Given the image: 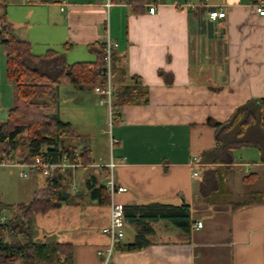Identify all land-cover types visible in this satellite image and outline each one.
Returning a JSON list of instances; mask_svg holds the SVG:
<instances>
[{
    "label": "crops",
    "instance_id": "crops-1",
    "mask_svg": "<svg viewBox=\"0 0 264 264\" xmlns=\"http://www.w3.org/2000/svg\"><path fill=\"white\" fill-rule=\"evenodd\" d=\"M14 1L7 6V18L13 34L31 43L34 55L54 50L64 52L70 64L92 63L96 56L88 47L102 43L109 34L116 44L114 55L128 72L125 83L138 77L149 89L148 104L120 106L113 123L112 137L118 141L112 149L114 177L117 185L127 189L116 194L113 203L123 207L153 201L187 204L192 226L203 222V228L191 229L189 235L167 223H157L151 246L138 252L117 248L112 264H264V164L260 151L244 147L234 152L236 163L225 180L230 195L235 193L234 185L241 191L245 188L246 175L253 180L247 193L255 195L254 202L237 209L228 202L211 205L200 198L202 168H194L201 153L215 147V129L209 120L224 123L251 99H264V16L257 12L253 0H205L206 5L196 9H180L175 3L202 0H161L153 4L157 7L154 14L148 6L134 11L130 5L114 4L107 9L99 0ZM212 10H222L226 17L212 21L208 17ZM6 64V49L0 43V122L8 119L14 104ZM66 85L59 87V103L52 111L73 125L78 142H86L78 149L89 147L92 163L101 165L79 169L70 180L65 179L62 183L67 192L73 193L87 187L93 176L105 185L109 157L97 162L92 141L77 131L78 126L69 120L71 109L63 107L88 108L92 99L86 102L85 94H95L93 88L86 91L72 85V89L63 87ZM75 94L78 98L72 100ZM84 123L91 136L95 124ZM26 154L21 144L12 159L24 161ZM22 179L28 181L21 192L23 203L47 188L50 181L39 173ZM111 213V205H97L87 197L37 214L38 239L72 245L74 264H103L98 252L109 246L104 230ZM131 227L130 237L126 238L124 230L119 246L134 242L136 229Z\"/></svg>",
    "mask_w": 264,
    "mask_h": 264
},
{
    "label": "trees",
    "instance_id": "trees-1",
    "mask_svg": "<svg viewBox=\"0 0 264 264\" xmlns=\"http://www.w3.org/2000/svg\"><path fill=\"white\" fill-rule=\"evenodd\" d=\"M29 3L53 4L60 0H28ZM161 0H112L114 4H127L134 11ZM9 0H0V43L7 53V78L14 87V104L6 122H0V161L12 159L21 144L27 154L22 162H32L36 157L58 161L64 157L74 158L79 140L71 123L65 122L52 111L59 103L58 89L69 84L80 89L94 88L106 82L102 75L105 65L106 45L97 42L88 47L96 56L92 63H68L64 52L54 50L36 56L31 43L18 39L13 34V25L7 18ZM69 46L66 45L65 52ZM116 74V78H115ZM163 75L162 72H160ZM112 75L115 88L113 122L117 119L118 108L123 105H146L150 94L142 80L130 77L120 59L112 53ZM116 80V81H115ZM115 82V83H114ZM215 129V147L201 153L197 159L202 168V180L198 194L205 202L214 205L228 202L233 209L254 202L252 197L242 202L229 201L230 192L226 185V174L236 163L234 152L244 147L257 148L264 164V99H251L238 107L228 121L217 123L208 121ZM79 159L83 163L93 162L89 147H83ZM71 172L59 174L57 180L50 178L49 185L34 193L28 203L6 205L0 203V264H74V251L70 244L41 242L35 225V216L84 199L81 197L64 199L67 186L62 182L72 178ZM251 175L243 180L250 181ZM88 198L97 205H111L112 199L105 185L91 177L87 183ZM12 214L7 216V212ZM5 217V220L2 218ZM125 224L136 229L132 243L118 247L120 252H138L152 245L155 224L167 223L189 235L192 228L190 206L174 205L153 201L124 207Z\"/></svg>",
    "mask_w": 264,
    "mask_h": 264
},
{
    "label": "built area",
    "instance_id": "built-area-1",
    "mask_svg": "<svg viewBox=\"0 0 264 264\" xmlns=\"http://www.w3.org/2000/svg\"><path fill=\"white\" fill-rule=\"evenodd\" d=\"M28 0H23L24 4H27ZM100 3L107 9H110L114 3L112 0H99ZM206 5L205 0L200 2H187L184 4L175 3V6L180 9H196L201 5ZM253 6L256 8L257 12L264 16V0H253ZM149 12L154 14L156 12L157 7L155 5H151L149 7ZM208 17L212 21H216L218 19H224L226 17V13L222 10H212L208 13ZM106 45V56H105V65L102 70V75L105 78L106 82L104 85H96L94 88V93L98 98L99 105L105 107L108 111L109 119H108V130H104L101 133L109 136L110 146H111V156L108 159V162L105 164L107 168L106 182L105 187L111 199L115 197L118 193L126 192L127 189L125 187L117 185L114 177V169L116 168V163L112 158V149L117 144V140L112 137V127H113V115H114V99H115V88L113 84V75H112V53L116 47V44L111 41L109 38V34H107L105 40L103 41ZM81 149H78L77 153L74 154V158L79 159L81 155ZM70 159L68 157H64L58 161H49L42 157H36L32 162H22L16 161L9 158H4L0 161V173L7 168H15L18 170L20 177L28 178L32 173H39L45 178H54L59 174H67L71 172L72 175L79 170L89 166H101L100 164H87L83 163L80 160ZM199 166L197 161L194 162V168ZM194 176L198 177L199 174L197 171H194ZM73 190H76V185L72 186ZM112 213L110 224L107 228H105L104 233L109 238V246L105 251H99L98 255L103 256V264H112V257L114 255L115 250L118 248L121 241L125 236V221H124V207L122 205L114 204L111 202ZM5 220V217L2 218ZM203 222H198L191 229H201L203 228Z\"/></svg>",
    "mask_w": 264,
    "mask_h": 264
},
{
    "label": "rangeland",
    "instance_id": "rangeland-1",
    "mask_svg": "<svg viewBox=\"0 0 264 264\" xmlns=\"http://www.w3.org/2000/svg\"><path fill=\"white\" fill-rule=\"evenodd\" d=\"M9 3H10V5H12V4L16 3V1L10 0ZM9 21H10V19H9ZM63 87H68V88L72 89L70 87V85H68V86L66 85ZM63 89H66V88H63ZM91 89H92L91 87L85 88L86 91H88V90L91 91ZM85 95H86V102L89 99V97L93 101V102L90 101L88 108L80 109V108L73 106L72 104H65L63 107H64V109L67 107H69L71 109L72 114H71V118L69 120H72L76 124V126H78L77 131L80 134L84 135L85 138H88V139H90V141H92V148H93L94 155L97 158V162H98V160L100 158H106L107 159V156L109 158L111 156V146H110L109 136L101 133L104 130H108L109 115H108L107 109L105 107L99 105L98 98L95 94L87 93ZM76 97L78 98L77 94L71 95L70 98L72 100H74ZM70 98H69V103L72 102ZM64 118H66V117H64ZM6 121H4V122H6ZM84 121L89 122V124H95L94 127L90 131V132H92L91 136L87 135L89 132L88 129L90 127L87 128L88 126H86ZM80 123L82 125H80ZM77 142H78V140L75 142V144ZM83 143H86V142H84V140H82L81 142H78L77 143L78 146H76V147L79 148L80 147L79 145H82ZM81 148H83V147H81ZM10 169H12V168H10ZM7 172H9V171H7ZM7 172L0 174V200H2L4 203H8L9 205L10 204L16 205L19 203L21 204L24 202L23 200H25V199L22 200L21 192L25 191V189L27 188L28 181L25 179H22V178L20 179L19 174L16 175V173H19L18 170H17V172H14L11 174L7 173ZM241 174L243 175L244 173H241ZM241 187H243V186H241ZM252 187H253V180L246 183V186H245V188L244 187L242 188V191L240 190V186H239V188H237V186L234 185L236 194L233 193L230 195L232 198V201L240 202V201L255 197V195H253L251 193H247L252 189ZM81 189H80V191L86 192L85 198H87L88 197V190L86 189V187H82ZM243 189H245V190H243ZM75 193L76 192L71 193V198H74ZM11 214H12V211L7 212V216H9ZM132 228L133 227H131V226L125 228L126 238L130 237V233H131ZM17 264H22V263L18 262Z\"/></svg>",
    "mask_w": 264,
    "mask_h": 264
},
{
    "label": "water",
    "instance_id": "water-1",
    "mask_svg": "<svg viewBox=\"0 0 264 264\" xmlns=\"http://www.w3.org/2000/svg\"><path fill=\"white\" fill-rule=\"evenodd\" d=\"M69 193L68 192H64L63 193V197H64V199H67L68 197H69ZM84 195V192L83 191H78V192H76L75 193V196L76 197H81V196H83Z\"/></svg>",
    "mask_w": 264,
    "mask_h": 264
}]
</instances>
